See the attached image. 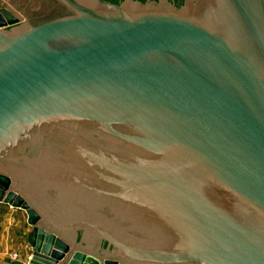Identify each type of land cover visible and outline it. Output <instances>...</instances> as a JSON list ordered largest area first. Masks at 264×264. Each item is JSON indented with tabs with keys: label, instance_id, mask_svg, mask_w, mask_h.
I'll return each instance as SVG.
<instances>
[{
	"label": "water",
	"instance_id": "95a60500",
	"mask_svg": "<svg viewBox=\"0 0 264 264\" xmlns=\"http://www.w3.org/2000/svg\"><path fill=\"white\" fill-rule=\"evenodd\" d=\"M3 1L27 264H264V0Z\"/></svg>",
	"mask_w": 264,
	"mask_h": 264
},
{
	"label": "crops",
	"instance_id": "0c3cea01",
	"mask_svg": "<svg viewBox=\"0 0 264 264\" xmlns=\"http://www.w3.org/2000/svg\"><path fill=\"white\" fill-rule=\"evenodd\" d=\"M24 210L0 202V264H27L31 246L26 240L31 227L22 225ZM16 254L13 259L12 255Z\"/></svg>",
	"mask_w": 264,
	"mask_h": 264
},
{
	"label": "rangeland",
	"instance_id": "374dc122",
	"mask_svg": "<svg viewBox=\"0 0 264 264\" xmlns=\"http://www.w3.org/2000/svg\"><path fill=\"white\" fill-rule=\"evenodd\" d=\"M1 2L4 4V1L3 0H1ZM5 5H7V6H10V4H5ZM15 10V9H14ZM22 225H25V226H27V227H31L28 223H27V217H26V213H25V211H24V213H23V216H22Z\"/></svg>",
	"mask_w": 264,
	"mask_h": 264
},
{
	"label": "built area",
	"instance_id": "2783aa9c",
	"mask_svg": "<svg viewBox=\"0 0 264 264\" xmlns=\"http://www.w3.org/2000/svg\"><path fill=\"white\" fill-rule=\"evenodd\" d=\"M16 257H17L16 254H13V255H12V258H13V259H15Z\"/></svg>",
	"mask_w": 264,
	"mask_h": 264
}]
</instances>
